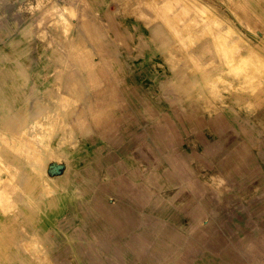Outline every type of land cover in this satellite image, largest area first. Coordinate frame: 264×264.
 <instances>
[{"label": "rangeland", "instance_id": "1", "mask_svg": "<svg viewBox=\"0 0 264 264\" xmlns=\"http://www.w3.org/2000/svg\"><path fill=\"white\" fill-rule=\"evenodd\" d=\"M56 1L0 0V129L7 132L0 133V264H34L28 235L44 244L45 264H135L123 259L125 247L113 234L111 243L104 245L101 218L86 213L91 210L86 201L94 184H84L79 192L87 165L83 159L92 161L93 173L102 174L96 152L118 143L123 157L121 187L139 205L181 228L169 240L175 264H264V77L253 58L238 59L246 48L264 53V37L246 27L254 18L250 5L257 0L187 1L203 11L213 10L246 42L216 49L215 60L225 62L220 70L233 68L209 85L188 81L196 61L186 63L187 43L176 33L166 40L167 33L175 31L168 26V16L156 11L174 0H82L89 19L71 17L65 33L61 27L50 32ZM175 2L169 14L183 22L178 21L187 30L183 37L190 34L189 24L198 31L208 25L209 20L201 23L186 13L182 0ZM96 16H103L105 25L96 27ZM175 41L179 55L170 48ZM53 43L73 51L69 59L78 77L74 87L79 89L68 92L79 100L77 111L71 109L64 118L77 131L69 140L77 138L79 147L74 152L64 149L69 154L61 159L52 154L48 171L56 178L71 165L74 176L65 193L74 190L84 198L62 193L57 206L46 210L32 178V162L22 154L17 158L23 150L15 149L17 141L10 133L22 116L45 110L48 96L58 91L60 70ZM239 62L243 65L238 68ZM179 72L184 73L182 79L177 78ZM52 131L37 127L27 132L52 137L55 145L57 135Z\"/></svg>", "mask_w": 264, "mask_h": 264}, {"label": "bare ground", "instance_id": "2", "mask_svg": "<svg viewBox=\"0 0 264 264\" xmlns=\"http://www.w3.org/2000/svg\"><path fill=\"white\" fill-rule=\"evenodd\" d=\"M93 1L95 3L97 2V0H93ZM187 1L188 0H182V7H183V10L186 11V13H187V11L191 12V14L194 16V18H198L200 20V22L201 21L204 22L205 20H209L208 25H206L200 31L197 30L195 24L187 25L186 27L188 29V32L190 33L188 35V37H183L184 32L187 31V30H184L183 26H180L178 24L179 20H178V18L177 19L175 18L176 15L174 16V14H169V11L172 12L173 8L176 5L175 0H174L173 4H167L168 6L166 5L163 8L161 6L158 7L160 10H157L156 14L161 13L160 16L162 14H166L168 16V18H167L168 26L170 28H172V31L173 30L175 31V32L167 33L166 40H168L169 38L176 37V34H177L179 36V37L178 36L177 37L179 39L180 38L183 39V42H186L188 47H189L188 51H190V52H189V54L187 56H185L186 57V63L192 64V63H194L196 61L195 62L196 65L194 66V76L190 77L188 81H190L192 84H197V83H200L201 81H205L209 85V83L211 81H213L215 79H218L219 75H221V74L222 75H228L230 72L232 73V68H233L232 67V63H234V62H232L230 64L231 65L230 67H232L230 69V71H227V70H224V69L220 70L222 68V66H223V63H225V62L222 63L220 61L215 60L214 57H215L216 49L218 50L221 45L223 47H225V48H232L233 46L242 47V46L245 45L246 42L242 38V36L240 35V31L239 30H237L233 25L225 22L221 17H217L215 14H213V10H210L208 8L209 11H207V12L203 11L200 5H198V4H196V5L195 4H190V3H187ZM56 2H58L57 4L59 6L57 7L56 11L54 12L55 16L53 15V17H54L53 22L52 23L50 22L52 25L54 24L53 28L50 30V32H53V31L56 32L55 29H57V27L58 28L59 27L63 28V32L64 33L67 32V30L65 31V29H66L67 23H68V21H69V19L71 17H73V18L76 17L80 22H85L86 19H89V18H87L88 11L85 10V9L83 11V8H82V2L83 1L82 0H57ZM149 15H151V13ZM84 16H86V18ZM76 18H75V20H76ZM19 20H20V18H19ZM21 21H23V20H20L19 22H21ZM93 21L95 22L94 25L96 27L101 26V25H105V20H104L103 16H96V18L93 19ZM180 21H179V23H180ZM37 23L38 22H36V24ZM65 24H66V27H65ZM70 24H72L71 21H70L68 26H71ZM82 24H84V23H82ZM182 24H183V22H182ZM72 26H74V25H72ZM79 26H81V25H79ZM79 26H77V27L79 28ZM90 26H92V28L94 27L93 25H90ZM37 27H38V25H37ZM77 27H75V30H76ZM186 27H185V29H186ZM94 33H95V31H94ZM80 34H82V36H83L82 32H80ZM65 37L66 36H64V38ZM74 38H75V36H74ZM83 38H85V37L83 36ZM86 39H88V37ZM32 40H33V38H32ZM58 40H60V39H58ZM69 40H70V38H69ZM69 40H68V42H69ZM75 41L77 42V39ZM75 41L72 42L71 45L73 43H75ZM56 42H58V41H56ZM176 44H177V41H175L173 43V45H171L170 48L174 47V51L177 53V55H179V54L182 53V51L180 49H175ZM181 44L183 45L182 42H181ZM62 45H64V44H62ZM67 45H68V43H67ZM192 45L194 47L198 48V50L197 51L194 50ZM53 46L55 47V51L53 50V52H57V56L55 57L56 58L55 59L56 60V65L58 67V70H60V74L57 75V81L59 83L58 91H57L56 94H50L48 96L49 105L47 106V108L45 110L41 109L39 112L35 111L33 114H28V115H26L24 117L22 116L21 117V123H20V125H18L17 130L14 129L15 131L12 132V134L10 133V135L13 137V139L17 141L16 143H17L18 147L16 146L15 149L17 150L18 148H20V150H23V152H20L18 154L17 158L20 157V154H22V155L27 156L32 162V164H31V166H33V168H32V172H33L32 173L33 174L32 178L35 181V184H36V186H37V188H38V190H39V192L41 194L42 200L45 201V205L44 206L46 207V210L52 208V206L53 207L57 206L58 200H59L62 192L66 189L68 181L74 176V169L70 165L68 167V169L66 170V172L64 173V175L58 176L56 178H52L49 175V171H48V163H49L50 160L52 161V159H51L53 157L52 154L57 155L56 158H60L61 159L64 155L68 156L67 155L68 151L74 152L79 147V145H77V143H78L77 138L75 140H73V141L69 140V137H70L71 134L75 133L77 135V131H76L75 127L72 126V125H69V124H67L65 122L66 121L65 115H67V117L69 116V111L71 112L72 111L71 109H73L74 107H76L78 105V104H75V100H79L78 99L79 96L76 95V98H75L71 92H68V90L70 89L72 91L75 90L78 93V89H79V88H75L74 87V84H76V80L78 79V77L76 76L77 74L73 71L74 68L72 67V65H70L72 62L69 59V55L72 54L71 53L72 50H71V48H68L65 45L62 46V48H59V49L57 48L55 43H53ZM73 46H76V45H73ZM233 49H235V48H233ZM37 50H38V48H37ZM225 50H227V49H225ZM221 56H223V55H221ZM247 57L248 58H250V57L253 58L258 64L261 65L260 74H261V76L264 77V53L263 52L252 53L251 51L247 50V48H246V51L244 53H241V55H239L238 59H246ZM172 58H174V57H172ZM226 65H228V63H226ZM242 65H243V62H239V63H237L236 67L239 68V66H242ZM253 65H256V64H253ZM259 70L260 69L258 68L257 71H259ZM213 71H215V72L219 71V72H217L216 74H213ZM8 73H6V74H8ZM62 73H63V76H61ZM97 73L99 74V72H97ZM249 73L250 72H247V74H249ZM255 73H257V72H255ZM23 75H25V74H23ZM12 76H14V75H12ZM101 77H103V76H101ZM182 77H184V73L183 72H179V74H177V78L182 79ZM222 80H220V81H222ZM10 81H13V79L10 80ZM69 84H71V85L67 86ZM176 85H178V84H176ZM16 88H17L19 94L23 93L24 89L21 86H17ZM29 99H30V96H29ZM74 109L76 110V108H74ZM40 112H42V113H40ZM73 112H75V111H73ZM10 117H12V116H10ZM10 117H9V119L3 121V124H2L3 127L8 125V123L10 122V119H11ZM81 118L82 117H81V114H80V117L78 118V120H81ZM83 121L81 120V122L79 121V123L82 124ZM83 125H86V124H83ZM86 126H84V128H86ZM37 127H40L41 129L45 130V132H47V133H49L50 129L53 130L54 131V132L52 131L53 134L57 135L56 144L53 145L50 142V139H52V137L49 138V140H48V138H45V135H40L41 133L40 134H36V133L28 134L27 131L31 132V130H33L34 128H37ZM0 133L1 134H6L7 132L4 129H0ZM42 134H44V133H42ZM53 134H51V136H53ZM82 135H84V134H82ZM0 136H2V135H0ZM59 149H60V151H59ZM64 149L68 150V151H65ZM67 159H65V160H67ZM1 164H3V163H1ZM28 191H30V190H28ZM19 194H18V196L20 197ZM30 203L34 204L35 202H33V200H32ZM27 237H28V239L30 241L29 243H27V246H28V250L30 251V253L33 256V263L34 264H45L47 259H48V255H47L46 248H44V244L42 242H40V240H39V238L37 236H32L31 237L30 235H28ZM22 261H24V258H22Z\"/></svg>", "mask_w": 264, "mask_h": 264}, {"label": "crops", "instance_id": "3", "mask_svg": "<svg viewBox=\"0 0 264 264\" xmlns=\"http://www.w3.org/2000/svg\"><path fill=\"white\" fill-rule=\"evenodd\" d=\"M250 6L254 18L250 19L246 27L264 37V1H253ZM121 149L122 145L118 143V147L109 145L102 152H96L103 165L102 174L93 173L92 161L88 157L83 159L87 165L86 172L81 175L79 192H82L80 188L84 184H94L93 195L86 201L91 210L88 209L86 213L92 212L101 218L105 230L104 245L111 243L112 234L117 237L118 244L125 247V261L135 264H175L176 258H172V244L169 240L181 228L161 218L158 213H152L151 208L145 209L139 205L137 198L121 187ZM66 189L62 192L65 197L84 198L74 190L65 193Z\"/></svg>", "mask_w": 264, "mask_h": 264}, {"label": "water", "instance_id": "4", "mask_svg": "<svg viewBox=\"0 0 264 264\" xmlns=\"http://www.w3.org/2000/svg\"><path fill=\"white\" fill-rule=\"evenodd\" d=\"M57 168H58V170L62 169V167H60V166H59V167H57Z\"/></svg>", "mask_w": 264, "mask_h": 264}]
</instances>
